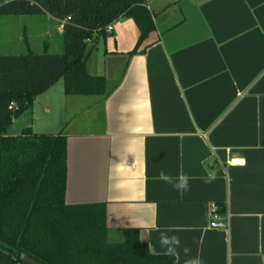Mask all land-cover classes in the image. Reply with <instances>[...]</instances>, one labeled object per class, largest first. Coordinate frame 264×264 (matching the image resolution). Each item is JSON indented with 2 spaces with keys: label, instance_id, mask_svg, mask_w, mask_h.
Wrapping results in <instances>:
<instances>
[{
  "label": "crops",
  "instance_id": "crops-1",
  "mask_svg": "<svg viewBox=\"0 0 264 264\" xmlns=\"http://www.w3.org/2000/svg\"><path fill=\"white\" fill-rule=\"evenodd\" d=\"M146 4L155 30L143 53L130 55L139 30L127 17L88 46L104 95L58 81L13 123L66 137V202L104 206L110 241L137 229L163 254L166 232L202 264H264V0ZM38 16L62 35L64 21ZM161 172L187 175L189 190Z\"/></svg>",
  "mask_w": 264,
  "mask_h": 264
},
{
  "label": "trees",
  "instance_id": "trees-1",
  "mask_svg": "<svg viewBox=\"0 0 264 264\" xmlns=\"http://www.w3.org/2000/svg\"><path fill=\"white\" fill-rule=\"evenodd\" d=\"M42 14L64 21L62 52L47 47L42 53L0 52V264H176L170 256L153 254L137 229H124L123 241H110L104 206L67 204L63 134L36 133L31 127L18 135L6 132L60 80L68 95H104V77L86 69L88 46L106 39V28L127 17L139 30L130 55L143 53L155 30L146 0L0 3V18ZM12 104L16 107L9 109Z\"/></svg>",
  "mask_w": 264,
  "mask_h": 264
},
{
  "label": "rangeland",
  "instance_id": "rangeland-1",
  "mask_svg": "<svg viewBox=\"0 0 264 264\" xmlns=\"http://www.w3.org/2000/svg\"><path fill=\"white\" fill-rule=\"evenodd\" d=\"M10 0H0V3ZM38 15H6L0 18L1 54H24L29 48L42 53L47 44L51 53L63 51L62 35H57L53 27L40 23ZM60 82H63L60 80ZM24 119L12 123L7 134L21 133Z\"/></svg>",
  "mask_w": 264,
  "mask_h": 264
},
{
  "label": "clouds",
  "instance_id": "clouds-1",
  "mask_svg": "<svg viewBox=\"0 0 264 264\" xmlns=\"http://www.w3.org/2000/svg\"><path fill=\"white\" fill-rule=\"evenodd\" d=\"M159 178L167 183L172 184L181 196L189 190L190 178L187 175L180 174L178 179L176 181H173L171 177L166 175L164 172H161ZM211 179V177H208L206 179V182H210ZM144 238L147 237H142V239ZM159 244L160 247L164 250L163 254L172 257L174 261L179 260L182 251L185 257H190L189 259H186L184 261V264H202V261L198 255L195 257L191 256V249L189 247L185 246L181 249V240L178 236H169L166 232H161L159 236ZM148 247L150 251L155 253V249L150 243Z\"/></svg>",
  "mask_w": 264,
  "mask_h": 264
},
{
  "label": "built area",
  "instance_id": "built-area-1",
  "mask_svg": "<svg viewBox=\"0 0 264 264\" xmlns=\"http://www.w3.org/2000/svg\"><path fill=\"white\" fill-rule=\"evenodd\" d=\"M106 32L108 33V34H110L111 32H112V29H111V25L110 26H108L107 28H106ZM16 106L15 105H10L9 106V109H13V108H15ZM214 219L215 220H217V219H219L220 217H219V214H218V212H217V209L214 211Z\"/></svg>",
  "mask_w": 264,
  "mask_h": 264
}]
</instances>
